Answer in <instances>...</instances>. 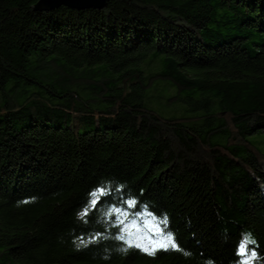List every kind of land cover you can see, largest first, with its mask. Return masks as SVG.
<instances>
[{
    "label": "trees",
    "instance_id": "16d2710c",
    "mask_svg": "<svg viewBox=\"0 0 264 264\" xmlns=\"http://www.w3.org/2000/svg\"><path fill=\"white\" fill-rule=\"evenodd\" d=\"M38 1L0 0V264H240L245 232L264 264V0ZM140 217L183 250L117 238Z\"/></svg>",
    "mask_w": 264,
    "mask_h": 264
},
{
    "label": "snow or ice",
    "instance_id": "6c2138e0",
    "mask_svg": "<svg viewBox=\"0 0 264 264\" xmlns=\"http://www.w3.org/2000/svg\"><path fill=\"white\" fill-rule=\"evenodd\" d=\"M93 197L97 196V193H92ZM97 200L94 198L91 201V207H95ZM134 206V202L129 204V207ZM88 215V209L86 208L82 213V216ZM123 224L124 221L121 220ZM161 224L164 227H161ZM167 218L165 217L161 222H157L155 218L146 219L143 222V228L133 222L122 230V234L117 238L123 240L128 247H136L148 255H155L157 251H181L183 250L179 244L178 239L170 232L166 231ZM129 229H135V232ZM147 241V243H144ZM249 237H246L244 241L238 247V255L243 257L240 264H252V261L256 259V252L249 250L248 245L254 244ZM126 250V249H125Z\"/></svg>",
    "mask_w": 264,
    "mask_h": 264
},
{
    "label": "rangeland",
    "instance_id": "374dc122",
    "mask_svg": "<svg viewBox=\"0 0 264 264\" xmlns=\"http://www.w3.org/2000/svg\"><path fill=\"white\" fill-rule=\"evenodd\" d=\"M175 95V90L173 88L163 87L162 84L156 86L155 90L151 95H146V104L157 112L163 118H178L183 115H187L189 113H193V107L188 104H176L174 106L168 105V99ZM101 192H97V196H99ZM146 219L136 218L134 222L143 228V222ZM130 231L135 232V229H130ZM249 237L252 241L256 242V238L250 234V232L244 233V239ZM147 243V241H144Z\"/></svg>",
    "mask_w": 264,
    "mask_h": 264
},
{
    "label": "water",
    "instance_id": "95a60500",
    "mask_svg": "<svg viewBox=\"0 0 264 264\" xmlns=\"http://www.w3.org/2000/svg\"><path fill=\"white\" fill-rule=\"evenodd\" d=\"M109 0H39L31 9L33 11H50L61 6L76 10L104 9Z\"/></svg>",
    "mask_w": 264,
    "mask_h": 264
}]
</instances>
